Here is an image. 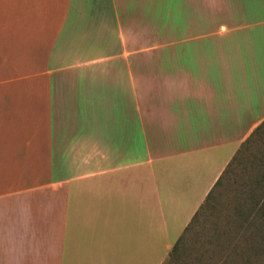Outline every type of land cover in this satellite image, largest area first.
<instances>
[{
	"label": "crops",
	"instance_id": "obj_1",
	"mask_svg": "<svg viewBox=\"0 0 264 264\" xmlns=\"http://www.w3.org/2000/svg\"><path fill=\"white\" fill-rule=\"evenodd\" d=\"M231 1L0 0V264H183L264 165V19Z\"/></svg>",
	"mask_w": 264,
	"mask_h": 264
},
{
	"label": "rangeland",
	"instance_id": "obj_2",
	"mask_svg": "<svg viewBox=\"0 0 264 264\" xmlns=\"http://www.w3.org/2000/svg\"><path fill=\"white\" fill-rule=\"evenodd\" d=\"M210 0H204V7H209ZM231 7L238 9L237 5H244L246 10L251 13L244 18H241L248 24L246 34H256L257 26L254 23L258 20L264 19V0H233L230 2ZM240 17H236L239 19ZM221 22V21H219ZM264 29V23H261L260 28ZM262 33V30H261ZM262 36V34H261ZM264 155V150H263ZM262 155V157H263ZM233 170L234 176L239 178L240 184H226L224 188L216 190V192L209 197L206 204L198 209L197 216L189 225L188 229L182 232L179 241V247L183 251L184 263L196 264L194 257L198 255V264H220L219 259L227 258L229 261L225 264H232L231 259L234 254L232 252V243L236 239L245 237L244 230H240L237 224L234 223L241 218L237 215L239 209H244L246 204H249V192L247 188L242 185L255 170H263L255 165H238ZM255 166V167H254ZM264 167V166H263ZM230 168L229 171H231ZM257 170V171H258ZM238 205H243L244 208L237 209ZM242 247L249 249L248 242H241ZM200 255V256H199Z\"/></svg>",
	"mask_w": 264,
	"mask_h": 264
},
{
	"label": "trees",
	"instance_id": "obj_3",
	"mask_svg": "<svg viewBox=\"0 0 264 264\" xmlns=\"http://www.w3.org/2000/svg\"><path fill=\"white\" fill-rule=\"evenodd\" d=\"M263 164V163H262ZM264 165H262V169L260 171L255 170L248 177L247 182H245V186H249L247 191L249 192V204H246L244 208L243 205H238L236 208L239 209L237 211V215L241 218L237 219L234 223L237 224V227L242 230L245 237L242 239H236V242L232 243V252L234 254L231 259L232 264H264ZM221 180H218L216 184H219ZM211 196V192L206 197V200L200 206V209L206 204L207 199ZM198 210L192 216L190 222L186 225L184 230L188 229L191 222L197 216ZM242 227V228H241ZM183 230V231H184ZM182 231V232H183ZM182 234L177 239L176 243L172 246V252H176L177 249L180 250L179 254H174L176 258H180L181 262L183 261V251L179 247V241L181 239ZM241 242H248L249 249L247 247H242ZM172 257V255H170ZM200 256V255H199ZM170 257V258H171ZM227 258L219 259L220 264H225L229 261ZM194 262L198 264L199 257L198 255L194 257ZM183 264H190L184 263Z\"/></svg>",
	"mask_w": 264,
	"mask_h": 264
}]
</instances>
